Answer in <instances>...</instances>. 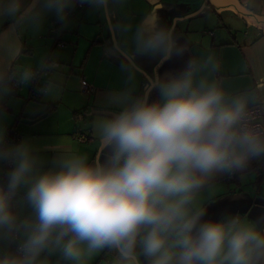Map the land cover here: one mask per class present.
I'll list each match as a JSON object with an SVG mask.
<instances>
[{
	"label": "clouds",
	"instance_id": "1",
	"mask_svg": "<svg viewBox=\"0 0 264 264\" xmlns=\"http://www.w3.org/2000/svg\"><path fill=\"white\" fill-rule=\"evenodd\" d=\"M165 6L0 0V100L14 77H33L30 65L11 69L20 35L70 28L78 8L101 21L103 57L119 71L97 95L87 151L65 138L13 142L0 125V264H264V209L209 212L225 183L264 172V69L241 83L212 49L192 51L185 16L161 22ZM242 6L264 15L257 0Z\"/></svg>",
	"mask_w": 264,
	"mask_h": 264
},
{
	"label": "crops",
	"instance_id": "2",
	"mask_svg": "<svg viewBox=\"0 0 264 264\" xmlns=\"http://www.w3.org/2000/svg\"><path fill=\"white\" fill-rule=\"evenodd\" d=\"M257 2L264 7V0ZM139 3L152 6L158 0ZM163 3L166 6L159 11L162 23L170 24L175 17L185 16L178 31L193 52L212 49L222 57L226 72L243 77L241 83L264 69V15L250 13L242 6L243 0H163ZM73 17L72 26L63 33V46L54 45V39L47 35L48 29L38 35L22 33L19 37L23 50L11 69L16 71L30 65L35 75L30 84L14 77L9 87L15 85L17 89L15 92L11 89L0 100V125L6 129L14 126L17 141L24 137L40 142L65 138L87 151L91 142L78 143L74 135L90 132L98 93L119 83V71L110 64L115 61L109 63L102 54L110 37L101 21L90 17L85 8L77 9ZM46 60L59 62L62 67L38 74ZM141 63L147 76H152L155 62ZM179 63H166L158 71L163 74ZM82 80L92 86L91 92L83 91ZM35 83L45 84L46 90L29 100ZM49 85L53 89L51 94L47 93ZM51 105L50 111L44 113ZM3 106L8 109L2 110ZM100 264H104L103 258Z\"/></svg>",
	"mask_w": 264,
	"mask_h": 264
},
{
	"label": "rangeland",
	"instance_id": "3",
	"mask_svg": "<svg viewBox=\"0 0 264 264\" xmlns=\"http://www.w3.org/2000/svg\"><path fill=\"white\" fill-rule=\"evenodd\" d=\"M261 195H264V178L260 180L259 176H253L247 183H225L217 192L219 202L209 210L210 215L218 216L224 209L251 210L253 216L258 215L264 209V200L258 199Z\"/></svg>",
	"mask_w": 264,
	"mask_h": 264
},
{
	"label": "built area",
	"instance_id": "4",
	"mask_svg": "<svg viewBox=\"0 0 264 264\" xmlns=\"http://www.w3.org/2000/svg\"><path fill=\"white\" fill-rule=\"evenodd\" d=\"M78 9H83V8H78ZM65 30L66 29L61 30L59 28V26L54 24V23H52L49 26L48 31H47V35L54 39V45L55 46H63L64 45V40H63L62 36H63V33L65 32ZM61 67H62V64L59 63V62L46 60L44 62L43 68L39 71L38 74H41L43 72L47 73L50 70L60 69ZM34 75H35V72H33V76ZM81 84H82L83 91H85V92H91L92 91L93 88H92V86L90 84L86 83L83 80L81 81ZM11 89H12L13 92H15V90L17 88H16L15 85H12ZM45 90H46V85L45 84L44 85H39V84L35 83L32 86L31 93H30L28 99L29 100L36 99L38 94L40 92H42V91H45ZM7 109H8L7 106H3L2 107V110H7ZM7 132H8L9 140H11L13 142H16L17 139H18V135L15 132V127L14 126H10L7 129ZM74 138H75V140L78 143L85 144V143L91 142V133L90 132H77V133H75ZM262 174H264V172H262Z\"/></svg>",
	"mask_w": 264,
	"mask_h": 264
},
{
	"label": "trees",
	"instance_id": "5",
	"mask_svg": "<svg viewBox=\"0 0 264 264\" xmlns=\"http://www.w3.org/2000/svg\"><path fill=\"white\" fill-rule=\"evenodd\" d=\"M51 107H52V105L49 106V107H47V108L44 110V113H46L47 111H50ZM262 178H264V174L261 173V174L259 175V179L261 180Z\"/></svg>",
	"mask_w": 264,
	"mask_h": 264
}]
</instances>
